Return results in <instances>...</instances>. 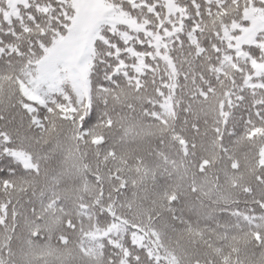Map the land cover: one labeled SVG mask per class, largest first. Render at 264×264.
Returning <instances> with one entry per match:
<instances>
[{"label":"snow or ice","instance_id":"snow-or-ice-1","mask_svg":"<svg viewBox=\"0 0 264 264\" xmlns=\"http://www.w3.org/2000/svg\"><path fill=\"white\" fill-rule=\"evenodd\" d=\"M0 264H264V0H0Z\"/></svg>","mask_w":264,"mask_h":264}]
</instances>
